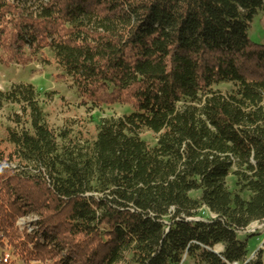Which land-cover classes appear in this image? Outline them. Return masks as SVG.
Listing matches in <instances>:
<instances>
[{"label":"trees","instance_id":"trees-1","mask_svg":"<svg viewBox=\"0 0 264 264\" xmlns=\"http://www.w3.org/2000/svg\"><path fill=\"white\" fill-rule=\"evenodd\" d=\"M260 13L264 0H0L1 65L47 52L85 105L131 110L90 139L53 130L32 86L0 92L21 113L0 142L14 167L0 246L24 264H264L237 237L264 223ZM28 215L32 235L16 228Z\"/></svg>","mask_w":264,"mask_h":264},{"label":"rangeland","instance_id":"rangeland-1","mask_svg":"<svg viewBox=\"0 0 264 264\" xmlns=\"http://www.w3.org/2000/svg\"><path fill=\"white\" fill-rule=\"evenodd\" d=\"M248 38L251 42L264 45V14L260 13L253 21L249 31ZM2 53L0 52V57ZM49 61L46 66L44 61ZM60 73L57 72L55 66L47 54L36 58H31V62L26 66H19L15 63L1 65L0 63V92L6 93L12 86L15 85H30L35 89L38 95V104L46 119L47 124L53 130H63L71 128L74 136L83 135L87 138L95 137L96 130L103 120L121 118L131 114L129 107L111 106L92 108L90 105H85L80 101L68 87L65 80L58 78ZM214 91H219L222 94H228L232 91L230 85H220L213 88ZM264 109V100H263ZM15 116H20L19 109L15 106H5L0 110V142L4 140V133L7 129L12 128V119ZM141 139L151 147L155 145V138L145 133ZM5 149V146L0 143V151ZM0 169H10L7 164H1ZM6 171V170H5ZM235 180L228 179L227 187L232 193L235 192ZM191 194V197L197 198ZM214 219L205 210L199 212L196 220L207 222ZM38 217L34 215L25 216L18 219L16 228L19 233L32 235L36 230ZM240 241H245L248 245L249 260L253 259L257 252L264 253V223L252 224L244 232L237 234ZM217 251H221L218 248ZM0 264H24L6 245L3 243L0 246ZM192 264V263H186Z\"/></svg>","mask_w":264,"mask_h":264},{"label":"built area","instance_id":"built-area-1","mask_svg":"<svg viewBox=\"0 0 264 264\" xmlns=\"http://www.w3.org/2000/svg\"><path fill=\"white\" fill-rule=\"evenodd\" d=\"M8 167H9L10 169H14V167H12V166H11V167H10V166H8Z\"/></svg>","mask_w":264,"mask_h":264},{"label":"water","instance_id":"water-1","mask_svg":"<svg viewBox=\"0 0 264 264\" xmlns=\"http://www.w3.org/2000/svg\"><path fill=\"white\" fill-rule=\"evenodd\" d=\"M216 254V253H215ZM250 261V260H249ZM248 263V262H247Z\"/></svg>","mask_w":264,"mask_h":264}]
</instances>
